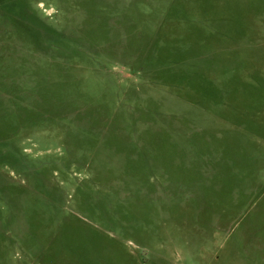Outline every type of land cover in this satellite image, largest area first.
<instances>
[{
    "label": "rangeland",
    "instance_id": "374dc122",
    "mask_svg": "<svg viewBox=\"0 0 264 264\" xmlns=\"http://www.w3.org/2000/svg\"><path fill=\"white\" fill-rule=\"evenodd\" d=\"M0 264H264V0H0Z\"/></svg>",
    "mask_w": 264,
    "mask_h": 264
}]
</instances>
